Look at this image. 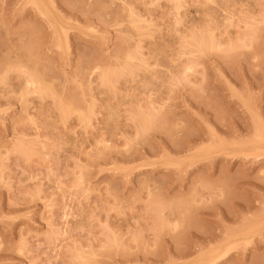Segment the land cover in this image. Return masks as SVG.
<instances>
[{
  "label": "rangeland",
  "instance_id": "1",
  "mask_svg": "<svg viewBox=\"0 0 264 264\" xmlns=\"http://www.w3.org/2000/svg\"><path fill=\"white\" fill-rule=\"evenodd\" d=\"M0 264H264V0H0Z\"/></svg>",
  "mask_w": 264,
  "mask_h": 264
}]
</instances>
